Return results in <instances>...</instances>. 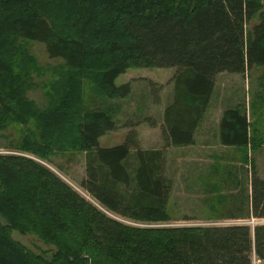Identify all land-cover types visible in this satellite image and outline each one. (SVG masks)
<instances>
[{
    "label": "trees",
    "instance_id": "trees-1",
    "mask_svg": "<svg viewBox=\"0 0 264 264\" xmlns=\"http://www.w3.org/2000/svg\"><path fill=\"white\" fill-rule=\"evenodd\" d=\"M263 8V0H0V130L25 126L6 145L19 152H0V264H252L254 253L264 259V223L153 224L173 219L165 149L141 148L135 134L112 146L100 141L117 127L119 106L110 99L131 90L130 82L116 83L121 73L177 66L164 135L168 144L193 143L216 74L264 64ZM257 13L260 21L246 31ZM31 41L62 59L44 85L43 106L26 96L32 73L44 68ZM220 126L222 143L242 147L255 167L248 153L264 140L257 129L252 134L245 107L226 108ZM70 150L85 152L80 185L96 202L43 161ZM251 180L247 212L213 218L264 217V178L253 172ZM13 230L53 247L35 252Z\"/></svg>",
    "mask_w": 264,
    "mask_h": 264
},
{
    "label": "rangeland",
    "instance_id": "rangeland-1",
    "mask_svg": "<svg viewBox=\"0 0 264 264\" xmlns=\"http://www.w3.org/2000/svg\"><path fill=\"white\" fill-rule=\"evenodd\" d=\"M259 21L260 15L257 13L246 22V31H252ZM29 51L39 67L44 68L32 73L26 96L37 105L43 106L49 102L44 85L48 84V79L52 76V66L61 63L62 59L50 57L46 44L41 41H31ZM176 70L177 66H150L129 68L121 73L116 78V83L130 82L131 90L126 96L110 99L114 105L119 106L116 114L117 127L108 131L105 136H101V144L107 146L113 141L122 143L129 134H135L141 148L166 147L168 142L164 135V110L167 104L165 101L171 95L173 99L174 81L170 82L172 79L170 77ZM42 71L43 73H40ZM88 88H90L89 84ZM239 105L245 107L247 113L251 115L252 134L257 129L256 134L264 140V64L261 66L254 64L244 72L219 73L212 93V102L210 101L204 115L206 114V117L207 113L211 115L210 121L214 124L219 112L223 114L225 108ZM153 124L154 126L151 127ZM159 124L161 129L157 127ZM210 127V132L202 135V143L195 149L179 147L173 151L169 150L165 174L172 182L168 208L173 219L153 224H248L254 227L256 224L264 223V217L255 216L213 218L232 211L238 214L247 212L246 197L252 192V173L255 172L264 178V144L256 152L248 153L254 159V167L253 162L245 161L242 147L223 145L217 139L218 132L215 135L213 126ZM24 129V125L13 124L5 130H0V152H19L9 149L6 145L11 138L19 139ZM207 140L209 145L205 144ZM28 154L35 157L33 154ZM177 154L178 159L175 160ZM51 157L52 161H43L88 199L96 202L80 185L86 175L85 152L70 150L67 153L57 152ZM223 194L226 198L222 196ZM238 195H241L242 201ZM224 199L226 201L222 203ZM124 220L141 224L126 218ZM12 235L35 252H43L53 247L35 233L13 230ZM261 263L264 264V260Z\"/></svg>",
    "mask_w": 264,
    "mask_h": 264
},
{
    "label": "crops",
    "instance_id": "crops-1",
    "mask_svg": "<svg viewBox=\"0 0 264 264\" xmlns=\"http://www.w3.org/2000/svg\"><path fill=\"white\" fill-rule=\"evenodd\" d=\"M177 71V70H176ZM223 71H221V72H219V73H222ZM176 73V72H175ZM219 73H217L216 74V77L218 76V74ZM175 75V74H174ZM174 75H172L170 78H172L171 80H170V82H173V77H174ZM215 85H216V80H215ZM214 88H215V86H214ZM172 90H173V83H172ZM214 91V90H213ZM213 93V92H212ZM172 95L169 97V99H167L166 101H165V103H167V104H169L172 100ZM210 101L212 102V94H211V98H210ZM166 104V105H167ZM236 104V103H235ZM226 109V108H225ZM224 109V110H225ZM247 111V110H246ZM220 114H219V116L217 117V119L215 120V122H214V124L213 123H211V121H210V116L211 115H209L208 113H207V117L204 115V117L201 119V121H200V123H199V125L197 126V128H196V132H195V137H194V141H193V143H190V144H188V145H166V147H163L162 149H165V163H166V161L168 160V157H169V155H168V153H169V150L171 149L172 151L175 149V148H188V147H191V148H193V149H195L196 147H197V145L198 144H201L202 143V135L203 134H207V133H209L210 132V130H211V125L213 126V130H215V132H216V134L215 135H217V132H218V138L217 139H219L218 141L220 142V143H222V140H221V126H220V122H221V118H222V116H221V112H219ZM248 114V119H249V121L251 120L250 118V114L249 113H247ZM161 124H159V126H157L158 128H160L161 129V126H160ZM154 126V124L153 125H151V127H153ZM162 130H163V128H162ZM106 135V134H105ZM105 135H103V136H105ZM205 137L207 136V135H204ZM166 140V139H165ZM167 142V141H166ZM119 143H121V141H119V142H116L115 143V141H113V142H109V144H107V146H112V145H115V144H119ZM138 144H139V142H138ZM205 144H208L209 145V140H207V142H205ZM223 145H225V146H235V145H227V144H224V143H222ZM103 146H106V145H103ZM146 148V147H145ZM180 155H182V154H180ZM181 158V157H180ZM184 158V157H183ZM176 159H178V154H177V156L175 157V160ZM184 160V159H183ZM171 185H172V182H171ZM238 214V213H237ZM240 214V213H239ZM240 215H242V214H240Z\"/></svg>",
    "mask_w": 264,
    "mask_h": 264
},
{
    "label": "built area",
    "instance_id": "built-area-1",
    "mask_svg": "<svg viewBox=\"0 0 264 264\" xmlns=\"http://www.w3.org/2000/svg\"><path fill=\"white\" fill-rule=\"evenodd\" d=\"M254 258V259H253ZM264 259L260 258L256 253L253 254V257H252V264H262L261 262L263 261Z\"/></svg>",
    "mask_w": 264,
    "mask_h": 264
}]
</instances>
